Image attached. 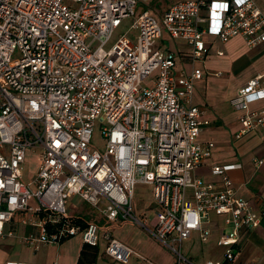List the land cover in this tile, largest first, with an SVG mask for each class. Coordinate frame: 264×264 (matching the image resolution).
Listing matches in <instances>:
<instances>
[{
    "label": "built area",
    "instance_id": "obj_1",
    "mask_svg": "<svg viewBox=\"0 0 264 264\" xmlns=\"http://www.w3.org/2000/svg\"><path fill=\"white\" fill-rule=\"evenodd\" d=\"M154 1L0 0V235L22 213L33 232L21 243L32 251L78 236L126 264L129 249L99 235L93 221L67 216L66 200L76 197L106 223L145 229L170 264H196L181 250L192 235L220 252L200 264L237 263L260 214L235 195L227 173L238 163L211 166L215 183L194 176L213 150L197 142L208 122L190 104L203 73H175L177 54L160 40L180 41L190 64L205 57V38H239L254 49L264 46V12L255 0H176L160 15L137 10ZM119 28L125 31L114 38ZM229 103L240 112L235 139L264 134V75ZM95 127L101 150L90 147ZM27 157L36 170L22 182ZM263 164L264 156L251 160L254 170ZM137 186L149 189L150 227L133 211Z\"/></svg>",
    "mask_w": 264,
    "mask_h": 264
},
{
    "label": "crops",
    "instance_id": "obj_2",
    "mask_svg": "<svg viewBox=\"0 0 264 264\" xmlns=\"http://www.w3.org/2000/svg\"><path fill=\"white\" fill-rule=\"evenodd\" d=\"M255 4L264 12V4H261L260 0H255ZM162 10L156 15H160ZM205 46L207 53L201 62L190 64L186 55L187 51L177 52L175 62V73L181 71L188 73L191 68L203 73L202 79L193 84L190 104L201 109L202 120L208 122L207 126L200 131L197 142L211 143L213 150L210 158L194 171V176L202 182L215 183L218 182V178L210 175L211 166L230 163L240 165L239 170L228 172L227 176L232 183L235 195L245 200L255 212L260 214V222L257 228L243 235L240 242L239 261L235 264L249 262L264 264V164L257 170H254L251 165L252 159H261L264 156V134L260 131L248 132L235 139L240 128L237 122L240 112L229 103L237 89L248 80L264 75V46L247 49L239 38H232L224 44L205 38ZM260 106V102L252 103L249 109L256 110ZM148 210L149 213L146 215L134 213L139 218H143L146 226L150 227L149 214L153 211V206L150 205ZM24 218H27V215L16 213L9 222L3 224L0 235V264L76 263L82 245L78 236L63 241L56 249L57 246L45 245L32 251L21 243L23 236L33 232L30 226L21 224ZM97 226L99 235L107 233L132 252L126 264H129L131 258L137 261L136 264L138 262L152 264L148 258L160 264H170L169 254L167 262L162 257L159 259L157 256L153 257L150 245L155 240L145 229L139 227L142 230L140 231L138 226L126 222L109 224L104 221L103 225ZM141 232L148 237L139 239L137 235ZM71 240L74 243H70ZM101 245L103 244L100 242L96 254L104 258ZM25 250L29 251L28 255H24Z\"/></svg>",
    "mask_w": 264,
    "mask_h": 264
},
{
    "label": "rangeland",
    "instance_id": "obj_3",
    "mask_svg": "<svg viewBox=\"0 0 264 264\" xmlns=\"http://www.w3.org/2000/svg\"><path fill=\"white\" fill-rule=\"evenodd\" d=\"M176 0H155L154 3L150 4L149 6L146 5V8L143 6L137 7L138 11H142L145 9H150L155 14L159 13L163 7L169 2H174ZM261 4H264V0H260ZM125 30H120V28L115 32L114 38L118 35L123 34ZM160 43L162 45H165L168 49L172 50L173 52H184L187 51V47L183 45L180 41L176 40H169L165 35H162V39L160 40ZM101 141L99 139L98 129L95 127L92 131L91 137H90V147L95 148L97 150L102 149ZM33 158L30 160L29 157L26 158L25 163L21 166L20 172L22 173L23 179L22 182L26 181L28 175H32V173L36 170V164L32 161ZM133 211L140 214H148L149 213V206L152 205L151 198L149 195V189L145 186H137L135 187L133 191ZM66 214L68 217L72 219H79L82 221H93L95 224L101 226L104 223V220L100 216L99 209H93L90 208L85 203L80 202L76 197H69L66 200L65 204ZM151 216V214H149ZM149 216V217H150ZM138 230L140 228L138 227ZM142 231V230H140ZM139 239H145L146 234L145 233H138ZM152 240V239H151ZM153 241V240H152ZM151 241V242H152ZM70 243H74L73 240L70 241ZM100 244V243H99ZM58 248L55 247V249ZM102 248V245H101ZM183 254L186 257L191 258L193 262L196 264H200L205 259H211V258H220V252L215 247H210L209 245L200 244L197 240L196 235H192L191 238L182 244L181 248ZM150 252L153 255V257H162L166 260V262L169 260L168 252L161 247L158 243L153 241L150 245ZM29 251L25 250L24 255H28ZM148 258V257H147ZM152 264H160L159 262H155L152 259L148 258ZM239 261V260H238ZM237 261V263H238ZM136 260L134 261L133 258L129 260V264H136ZM94 264H118V263H110L104 258H101L100 255L96 257ZM138 264H140L138 262ZM141 264H144L141 262ZM146 264V263H145Z\"/></svg>",
    "mask_w": 264,
    "mask_h": 264
},
{
    "label": "trees",
    "instance_id": "obj_4",
    "mask_svg": "<svg viewBox=\"0 0 264 264\" xmlns=\"http://www.w3.org/2000/svg\"><path fill=\"white\" fill-rule=\"evenodd\" d=\"M96 257V249L81 245L75 264H94Z\"/></svg>",
    "mask_w": 264,
    "mask_h": 264
}]
</instances>
